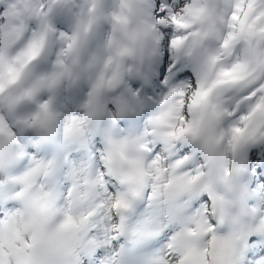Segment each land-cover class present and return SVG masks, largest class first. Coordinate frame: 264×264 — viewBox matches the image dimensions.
Returning <instances> with one entry per match:
<instances>
[{
	"label": "snow or ice",
	"instance_id": "6c2138e0",
	"mask_svg": "<svg viewBox=\"0 0 264 264\" xmlns=\"http://www.w3.org/2000/svg\"><path fill=\"white\" fill-rule=\"evenodd\" d=\"M0 264H264V0H0Z\"/></svg>",
	"mask_w": 264,
	"mask_h": 264
}]
</instances>
